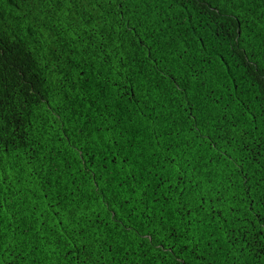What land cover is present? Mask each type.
Wrapping results in <instances>:
<instances>
[{
    "label": "trees",
    "instance_id": "obj_1",
    "mask_svg": "<svg viewBox=\"0 0 264 264\" xmlns=\"http://www.w3.org/2000/svg\"><path fill=\"white\" fill-rule=\"evenodd\" d=\"M0 264H264V0H0Z\"/></svg>",
    "mask_w": 264,
    "mask_h": 264
},
{
    "label": "snow or ice",
    "instance_id": "obj_2",
    "mask_svg": "<svg viewBox=\"0 0 264 264\" xmlns=\"http://www.w3.org/2000/svg\"><path fill=\"white\" fill-rule=\"evenodd\" d=\"M207 3V0H201V6Z\"/></svg>",
    "mask_w": 264,
    "mask_h": 264
}]
</instances>
